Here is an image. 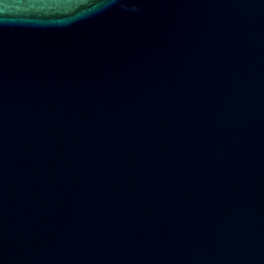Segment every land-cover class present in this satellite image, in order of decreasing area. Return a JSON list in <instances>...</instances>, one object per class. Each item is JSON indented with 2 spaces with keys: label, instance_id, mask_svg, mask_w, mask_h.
<instances>
[{
  "label": "water",
  "instance_id": "1",
  "mask_svg": "<svg viewBox=\"0 0 264 264\" xmlns=\"http://www.w3.org/2000/svg\"><path fill=\"white\" fill-rule=\"evenodd\" d=\"M0 264H264V0H0Z\"/></svg>",
  "mask_w": 264,
  "mask_h": 264
}]
</instances>
